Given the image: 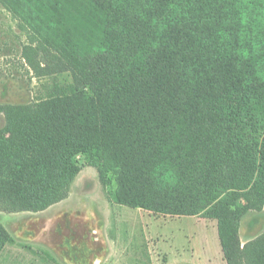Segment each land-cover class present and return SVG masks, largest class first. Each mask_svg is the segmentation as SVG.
<instances>
[{
  "label": "trees",
  "instance_id": "16d2710c",
  "mask_svg": "<svg viewBox=\"0 0 264 264\" xmlns=\"http://www.w3.org/2000/svg\"><path fill=\"white\" fill-rule=\"evenodd\" d=\"M0 3L32 67L71 77L8 112L1 211L58 204L84 163L106 190L117 176L111 202L215 221L227 264H264V237L233 234L264 207V0ZM9 240L0 226V255Z\"/></svg>",
  "mask_w": 264,
  "mask_h": 264
},
{
  "label": "rangeland",
  "instance_id": "374dc122",
  "mask_svg": "<svg viewBox=\"0 0 264 264\" xmlns=\"http://www.w3.org/2000/svg\"><path fill=\"white\" fill-rule=\"evenodd\" d=\"M28 43L18 20L0 3V132L7 126L9 111L53 98L71 82L69 74L56 75L42 67L36 71L28 59L39 62V57L37 52L36 58L33 52L27 55ZM81 166L69 195L58 204L40 212L0 210V226L10 237L0 264H199L206 253L208 233L213 235L212 227L177 218L187 215L160 214L111 202L108 192L118 191L117 176L106 190L96 168ZM247 211L233 226L241 249L264 237V207ZM125 212L139 216L129 218ZM206 221L218 230L215 221ZM135 235L137 244L144 246L127 248ZM215 247L219 249L218 244ZM220 262V256H215L213 264Z\"/></svg>",
  "mask_w": 264,
  "mask_h": 264
},
{
  "label": "crops",
  "instance_id": "0c3cea01",
  "mask_svg": "<svg viewBox=\"0 0 264 264\" xmlns=\"http://www.w3.org/2000/svg\"><path fill=\"white\" fill-rule=\"evenodd\" d=\"M131 213V214H128ZM125 215H127V217L129 218H133L135 217L137 219V216L135 212H125ZM177 218H190L193 220L198 221L199 223H202L206 226V228H213V235L211 236L210 233H208V240H206L205 242V251L206 253H204V257L202 259H200L199 264H213V260H215V256L217 257L220 256L221 262L220 264H227L225 259H224V255H223V251H222V247H221V243H220V239H219V234H218V230L217 228L211 226L206 219H202V218H197L195 216H183V217H177ZM217 231V232H216ZM130 240V244L127 245V248L131 247L132 245H136L137 244V235L133 236ZM144 242V240H143ZM145 243V242H144ZM217 244L219 245V249L217 250L215 246H217ZM138 247L140 246H144L143 243L139 245L137 244ZM182 264H188V263H182Z\"/></svg>",
  "mask_w": 264,
  "mask_h": 264
}]
</instances>
